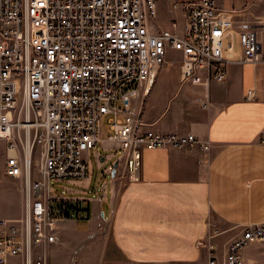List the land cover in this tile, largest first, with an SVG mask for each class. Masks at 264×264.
I'll list each match as a JSON object with an SVG mask.
<instances>
[{
  "label": "built area",
  "instance_id": "built-area-1",
  "mask_svg": "<svg viewBox=\"0 0 264 264\" xmlns=\"http://www.w3.org/2000/svg\"><path fill=\"white\" fill-rule=\"evenodd\" d=\"M173 1L185 19L166 28L158 0H0V138L9 141L6 173L23 178L25 190L24 214L0 218V264H52L60 216L51 181L90 177L84 152L101 140L105 116L131 180L144 149L211 148L194 133L145 128L147 97L169 49L183 55V83L209 86L226 79V63L264 62L258 25L218 16L217 0ZM37 144L42 178L32 176ZM218 234L205 240L209 264H254L243 249L264 241V221L244 227L223 263L211 240Z\"/></svg>",
  "mask_w": 264,
  "mask_h": 264
},
{
  "label": "crops",
  "instance_id": "crops-1",
  "mask_svg": "<svg viewBox=\"0 0 264 264\" xmlns=\"http://www.w3.org/2000/svg\"><path fill=\"white\" fill-rule=\"evenodd\" d=\"M217 14L257 24L264 49V0H217ZM182 57L176 70L158 69L145 128L194 133L211 148L144 149L139 179L124 174L118 159L104 171V180L107 171L112 176L96 196L59 197L78 201L80 210L57 215L52 264H209L205 240L215 232L211 240L223 263L244 227L264 221V62L226 63V79L206 86L182 82ZM8 145L0 138V218H18L24 180L6 173Z\"/></svg>",
  "mask_w": 264,
  "mask_h": 264
},
{
  "label": "rangeland",
  "instance_id": "rangeland-1",
  "mask_svg": "<svg viewBox=\"0 0 264 264\" xmlns=\"http://www.w3.org/2000/svg\"><path fill=\"white\" fill-rule=\"evenodd\" d=\"M158 6L159 15L157 21L161 27H171L173 18H178V20H180L181 7H175L173 0H158ZM180 56L182 55L179 51L169 49L167 53V62L164 66L167 65L170 69L176 70L179 66L178 60L180 59ZM107 120L108 116H105L102 123V138L97 146L90 151L84 152V156L89 162L92 183L83 184L80 181H74L71 179L52 180L51 194L53 204L58 201L59 197L72 198L80 193L96 196L97 189L104 186V184L108 183L107 181L111 179L112 175L107 171L106 180H104V171L120 158L122 150L117 143L111 142L107 139L108 134L111 133ZM43 150L41 144H37L33 150V178H42L43 176L41 172L43 165ZM70 201L75 202V200ZM243 256L248 263H255L251 261L256 259L264 261V241L250 243L243 249ZM258 263L264 264V262Z\"/></svg>",
  "mask_w": 264,
  "mask_h": 264
},
{
  "label": "trees",
  "instance_id": "trees-1",
  "mask_svg": "<svg viewBox=\"0 0 264 264\" xmlns=\"http://www.w3.org/2000/svg\"><path fill=\"white\" fill-rule=\"evenodd\" d=\"M54 214L69 217L73 211H79L80 205L78 201H70V199H61L54 203Z\"/></svg>",
  "mask_w": 264,
  "mask_h": 264
},
{
  "label": "water",
  "instance_id": "water-1",
  "mask_svg": "<svg viewBox=\"0 0 264 264\" xmlns=\"http://www.w3.org/2000/svg\"><path fill=\"white\" fill-rule=\"evenodd\" d=\"M118 164H119V162H116V163H115V167H117V166H118Z\"/></svg>",
  "mask_w": 264,
  "mask_h": 264
}]
</instances>
